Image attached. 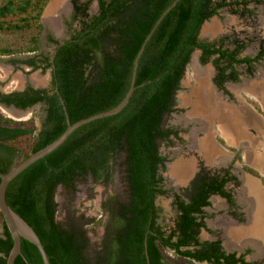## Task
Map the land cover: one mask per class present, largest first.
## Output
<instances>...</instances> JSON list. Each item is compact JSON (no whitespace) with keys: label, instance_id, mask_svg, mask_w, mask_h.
Returning a JSON list of instances; mask_svg holds the SVG:
<instances>
[{"label":"trees","instance_id":"1","mask_svg":"<svg viewBox=\"0 0 264 264\" xmlns=\"http://www.w3.org/2000/svg\"><path fill=\"white\" fill-rule=\"evenodd\" d=\"M48 1L0 0V32L37 31L27 40L28 46L0 47V55L40 50L41 15ZM91 1L71 0L72 19L78 26L62 44L49 37L56 44L54 54L22 61L34 71H49L50 87L29 85L23 91L0 93L1 103L23 110L41 104L44 111L39 126L34 115L14 120L0 114V172L7 173L64 133V106L71 123L117 106L130 87L139 48L175 0H96L94 14L89 13ZM251 1L178 0L143 48L128 104L115 115L78 127L62 145L9 183L7 203L37 233L50 264H167L165 250H172L191 264L246 263L242 255L225 254L220 240L199 238L201 229H206L203 207L210 205L208 197L219 194L235 204L224 188L231 180L228 171L223 170L225 176L220 177L219 172L212 173L201 164L194 179L182 189L184 198L174 194L177 216L168 231L158 222L161 209L156 200L171 191L163 176L169 157L160 147L181 141L180 130L169 125L167 119L179 110L176 95L192 54L199 50L201 63H212L214 83L225 93H229L225 81L237 82L240 78L238 65L247 64L251 74L252 63L264 59L263 42L257 56L241 57L245 43L238 39L231 41L233 49L225 46L227 37L218 41L200 39L203 24L219 10L241 6L245 11ZM238 7L231 13L244 16ZM117 165L123 169L124 192L107 195L101 204L103 221L79 217L76 210L69 209L64 221L57 219L56 193L60 186L74 194L77 184L89 178L95 184L111 182ZM247 171L257 175L253 169ZM0 219V264H6L13 239L1 214ZM98 223L103 225V234L97 242H91L88 226ZM21 251L29 264H44L41 252L29 240L22 238ZM28 263L21 256L14 262Z\"/></svg>","mask_w":264,"mask_h":264},{"label":"rangeland","instance_id":"2","mask_svg":"<svg viewBox=\"0 0 264 264\" xmlns=\"http://www.w3.org/2000/svg\"><path fill=\"white\" fill-rule=\"evenodd\" d=\"M88 1V0H86ZM49 2V1H48ZM238 6H229L219 10L218 15L213 16L210 20H207L205 24L213 23L215 25V33L214 34H203L202 30L200 33V39L203 41H218L221 38L227 37L228 40L225 43L226 47L233 48V44L231 41L233 39H238L240 41L246 42V50L242 53L243 56H253L256 51H258V45L261 40H264V0L256 4L254 1L251 2L249 7L254 10L255 16H242L239 12L238 14L231 13V9H235ZM240 10L242 7H238ZM72 12V4L71 0H66V8L64 10H59L56 14L57 25L55 27H51L50 23L46 20V25L42 24V30L39 35V44L40 50L31 52V53H18L13 55H0V90L3 92H11L15 90H20L24 86L32 85L35 88H49L50 87V77L49 73H43L41 70H31L30 67L24 66L21 67L19 65H15L12 61H21L25 60L29 57H37L39 58L41 54L44 55H51L54 50V44L49 40L51 32L53 29L58 31L59 36L58 39L64 40L68 37L69 33L71 32L70 29H74L78 26V22H68L70 19V14ZM97 12V1L92 0L89 7V13L94 14ZM42 16V15H41ZM58 16V17H57ZM68 19V20H67ZM204 24V25H205ZM203 25V27H204ZM202 27V28H203ZM70 31V32H69ZM36 30L31 31H24V32H17V31H3L0 32V47H8V48H19L22 46H28L27 40L32 37V35L36 34ZM200 54L199 50H196L192 56L191 61L187 66L185 75L181 82V89L177 93V107L179 108L178 111L172 113L170 117L167 119V123L172 126H176L181 130L180 136L181 141L175 140V144L172 146H166L165 144L161 145L160 150L164 155H168L170 157L169 160V167L166 171H164L163 175L165 174V178L167 181V188H170L171 191L167 195H160L157 197L156 203L158 207L161 209L160 217L158 219L159 224H161L164 229L167 231L173 227L174 220L177 216V209L174 204V192H178L182 194V182L174 183L171 174H170V167L172 165L179 164L182 161V158L186 156V158L190 157V161L194 160L196 163H193L194 169L197 167V172L200 168V165L204 163L203 156L200 157L196 152L188 151L187 146L190 149H194L197 152L199 151V147L195 144H192L190 139V134L193 131V138L199 139L203 138V130L198 128L199 124L193 120H187L186 117L188 114H191L193 109L191 110V101L183 102V96L191 95V92L196 91L197 85V78H198V71L202 69H207L209 71V79L208 84L213 88L212 95L218 101L223 102L224 98L222 99V95L224 97L225 94L221 90H217L212 85L211 79H213L214 75V67L211 62L208 63H201L200 61ZM22 63V61H21ZM20 63V64H21ZM237 70L240 73V78L238 83L228 84V89L230 92L232 87L235 89H239L241 94L243 93L246 95L251 94L250 92L247 93L245 89L246 82H254L260 75H264V61H261L258 66H256V71L249 74L246 70L244 65L237 66ZM197 73V74H196ZM37 75L40 78L45 80V83L42 85L34 84L32 81V76ZM227 90V91H228ZM245 90V91H243ZM228 91V92H229ZM227 93V95L230 94ZM236 94L239 92H235ZM248 101V100H247ZM253 102V100H250ZM228 103V102H226ZM256 105V106H254ZM254 107L256 109L260 108V105L257 102H254ZM9 111H13L18 113L20 117L9 116ZM191 110V111H190ZM7 111V112H6ZM18 111V112H17ZM24 111V112H22ZM20 110L18 108L12 107H5L0 104V114L4 115L5 117L12 118L14 120H27L28 117L35 116L37 126L40 125L42 118L44 117V111L41 104H37L31 109L28 110ZM26 114H29L26 117ZM26 117V118H25ZM29 119V118H28ZM210 136L214 143H215V125H209ZM207 127V126H206ZM192 135V134H191ZM221 137V136H220ZM219 142V141H218ZM221 144V142H219ZM225 148H229L228 145L224 142L221 144ZM239 155V154H238ZM237 157H235L236 159ZM122 160V159H120ZM119 160V161H120ZM239 160H237L238 162ZM186 162V161H182ZM206 167V166H205ZM207 168V167H206ZM194 169L193 172L194 173ZM213 173V168H208ZM122 168L117 165L115 168V174L113 180L108 183H93L92 179H87V182H79L77 184V192L72 194V192H67L62 186H60L56 193V201L58 203V210H57V219L59 221H64V218L67 214V210L70 211L76 210V215L81 217H93L96 219H105V215L102 213L101 204L107 199V195L113 193L122 194L124 192V183H123V172ZM196 172V173H197ZM172 180V181H171ZM184 198V196H182ZM250 200L252 201V206L254 205V209L256 212L262 217L264 221V197L262 195H254L250 194ZM209 214L214 212V210L208 209ZM214 214V213H213ZM211 214V215H213ZM210 216V215H209ZM84 221V219L82 220ZM101 221V222H102ZM211 225V223H209ZM0 226H1V219H0ZM238 227H234V230ZM233 229V228H232ZM103 234V225L102 223L92 224L88 226V236L91 238V242H97ZM203 238H208V233L203 231L202 233ZM165 256L168 257L167 264H191L190 262L177 257L172 250H165ZM198 264V263H197ZM199 264H206V263H199Z\"/></svg>","mask_w":264,"mask_h":264},{"label":"crops","instance_id":"3","mask_svg":"<svg viewBox=\"0 0 264 264\" xmlns=\"http://www.w3.org/2000/svg\"><path fill=\"white\" fill-rule=\"evenodd\" d=\"M245 85L246 91L251 93L249 94L248 99L257 102L264 111V75H260L258 79L252 83L246 82ZM215 97V107L213 108V111L215 112V127L220 131V136L224 138L228 146L241 150L243 161L242 163L235 162L234 166L236 168H242L243 164L244 166L251 167L261 177L258 178L245 171L242 172L241 198H243L242 203L245 205V201L250 200V194L252 196L262 195L264 197V115L256 111L257 109L243 97L238 98V103H226V101L220 102ZM220 112L224 115L221 117L222 119L219 118ZM209 125L207 124V130L209 131H207V133L211 138L210 130L208 129ZM204 135L205 133L203 134V137ZM215 135L217 134L215 133ZM210 141L215 145V161L209 160L205 156V153L199 149V155L203 156L205 166L207 168H213V170L228 167L234 154L222 146L216 138L215 143L212 139H210ZM182 161L190 162L192 165L193 163H196L194 160L190 161V157L186 158V156L182 158ZM192 169H194V167ZM196 169H194V173H191V175H194L197 172ZM235 173L238 172L235 171ZM187 178L185 180H187ZM220 200L219 197H215V201L221 203ZM251 204H249L247 211V223H237L226 213L220 215V221L221 223L224 222V226L222 227L224 229V248L228 252H234L237 250L241 253L244 252V249L248 246H251L257 249L256 253H253V258L257 259L264 253V221L261 220L260 225L259 218L262 219V217L256 212L253 207L254 205L252 206ZM234 227H238L237 229L239 230H234ZM252 231L258 233L261 232L262 243L261 241H257V239H259L257 236L258 233L254 232L253 235Z\"/></svg>","mask_w":264,"mask_h":264},{"label":"flooded vegetation","instance_id":"4","mask_svg":"<svg viewBox=\"0 0 264 264\" xmlns=\"http://www.w3.org/2000/svg\"><path fill=\"white\" fill-rule=\"evenodd\" d=\"M81 2H86V0H80ZM256 4H258L259 2H261L262 0H260V1H257V0H253ZM252 2V1H251ZM251 2H249V4H248V6H247V9L244 11V7H242V9H241V11H244L245 12V15L244 16H249V17H253V16H255V14H254V10L253 9H251L250 7H249V5L251 4ZM72 4V3H71ZM98 8V7H97ZM73 13H74V9H73V5H72V12H71V14H70V19H69V23H70V20L72 21V22H76L77 23V21H75V20H73L72 19V16H73ZM68 20V19H67ZM71 30V32H72V30L73 29H70ZM70 32V31H69ZM71 32L68 34L69 36H70V34H71ZM50 36H52V37H54L55 39H57L58 41H59V43L61 44L62 42H63V40H60V39H58L57 38V36H59V33H58V31H56L55 29H53V32H51V35ZM68 36V37H69ZM68 37H66V38H68ZM65 38V39H66ZM243 42V41H242ZM262 42L264 43V40H261L260 42H259V45H258V51H260V49H261V45H262ZM245 43V48L240 52V54H239V56H241V57H255V55L257 56V54L259 53L258 51H256L255 52V54L253 55V56H243L242 55V53L246 50V48H247V46H246V42H244ZM54 44V43H53ZM56 44H54V50H53V54H54V52H55V49H56ZM234 46V45H233ZM234 48V47H233ZM233 48H231V49H233ZM40 58V57H39ZM38 58V59H39ZM21 61H23V60H21ZM21 61H16L14 64L15 65H19V66H21V67H24V66H27L25 63H21ZM261 61H264V59H262ZM260 60L259 61H255V62H253L252 63V65L254 66V69H253V71H256V66H258L259 64H260V62H261ZM210 62V61H209ZM21 63V64H20ZM208 63V62H207ZM240 65H244L245 66V68H246V70L248 69V65L247 64H240ZM240 65H238V66H240ZM29 67V66H28ZM31 68V67H30ZM32 70V69H31ZM37 70H39V69H37ZM48 73H49V77H50V81H51V75H50V72L49 71H47ZM216 75V70H215V68H214V75H213V79H211V81H212V85L214 86V88L215 89H217V90H221L222 92H223V94H225L224 95V97H223V95H222V99L224 100V101H226V102H228V103H231V102H233V103H238V98L239 97H243V98H245L246 100H248V102H250V99H248L249 97V94L248 95H246V93L244 94L243 93V95L241 94L242 92H240V90L239 89H235L234 87H232V89L233 90H231V92L228 90V89H226L227 87H228V84L230 83V84H234V82L233 81H225V83H224V87H225V89L226 90H228L229 92H230V94L229 95H227V93H225L222 89H219L218 88V86L214 83V76ZM181 82H182V80H181ZM235 83H238V81L237 82H235ZM32 86V85H31ZM27 86H24L22 89H20V90H15V91H23L25 88H26ZM34 87V86H33ZM179 91V90H178ZM243 91H245V90H243ZM11 92H13V91H11ZM214 92V91H213ZM235 92H239V94L237 93H235ZM0 93H3V94H7V93H10V92H3V91H1L0 90ZM178 93V92H177ZM248 93V92H247ZM176 97H177V95H176ZM254 102L255 101H253V102H250L252 105H254ZM0 104L1 105H3V106H5V107H10L11 105H6V104H4V103H1L0 102ZM191 105V110L192 109H194L192 106V104H190ZM254 106H256V105H254ZM19 109V108H18ZM7 110H9V109H7ZM190 110V111H191ZM256 111H258L260 114H263L264 115V111H263V108L260 106V108L259 109H257ZM18 112V111H17ZM185 119H186V117H184ZM209 123H212L213 125H215V120H211V122H208V125H209ZM203 125V124H202ZM202 125H200L199 124V126H198V128L200 129V131H201V127H202ZM211 125V124H210ZM209 127L210 126H208V129H209ZM174 128L175 129H179L178 127H176V126H174ZM205 128V127H204ZM206 129H207V127H206ZM180 130V129H179ZM180 133H181V130H180ZM215 133L217 134L216 135V139H217V141H219L218 139H221V140H223V142H225V140H224V138H222V137H220V131L215 127ZM191 134H193V131L191 132ZM191 134H190V138H191ZM203 134H204V132H203ZM226 143V142H225ZM227 144V143H226ZM228 147H230V148H232L233 150H231V149H229V148H227L228 150H230L233 154H234V156H233V158H232V160H231V162H230V164H228V167H224V168H221V169H219V170H214L213 171V173L214 172H219L220 173V177H223V175H224V172L222 173V171L224 170V171H228V175H227V177L228 178H230L231 180H228V182H226L225 183V186H224V188H225V190L227 191V192H229L230 194H231V196H232V198H233V201H234V205H231V203L229 202V201H227V199L224 197L223 198V196H221V195H219V194H212L210 197H208L209 198V202H210V205L209 206H205V207H203V216H204V221H205V226H206V229L205 228H202L201 229V232H200V234H199V238H200V240L201 241H209V242H216V241H218V240H220V245H221V248H222V250L224 251V253L225 254H232V253H234V254H236V257H240L241 255L243 256V258H244V261L246 262L245 264H264V253L261 255V256H259L257 259H254L253 257H254V255H253V253H256V251H257V249H255V248H253V247H251V246H248L246 249H244V252H241V253H239L237 250L236 251H234V252H228L225 248H224V238H223V231H224V229L222 228L223 226H224V222H222L221 223V221H220V215L221 214H223V213H226L232 220H234L235 222H237V223H240V224H245V223H247V221H248V214H247V211H248V208H249V204H251L252 203V201L251 200H247V201H245V205L242 203V200H243V198H241V185H242V177H241V174H242V172L243 171H245L246 173H248V174H251L249 171H247V168H250V169H252L251 167H248V166H244L243 164H242V168L240 167V168H236L235 166H234V164H235V162H237V160H239L238 161V163H242V161H243V159H242V154H241V150H238L237 148H233V147H231V146H228ZM186 149H188V151H191V152H196L198 155L200 154L199 153V151L197 152L196 150H194V149H190L188 146H187V148ZM239 154V155H238ZM238 156H240V158L241 159H238ZM201 157V156H200ZM235 157H237L236 159H235ZM169 160H171L170 159V157L168 158ZM169 160H168V162H169ZM172 161V160H171ZM168 162L166 163V164H168ZM166 167H167V165H166ZM167 169V168H166ZM164 171H166V170H164ZM235 171H237L238 173H235ZM255 171V170H254ZM256 172V171H255ZM164 173V172H163ZM170 174H171V172H170ZM195 175H196V173L194 174V175H191L190 174V176L187 178V180H185V181H183L184 183H181L180 185H182V188H184V187H187L188 185H189V183H190V181L192 180V179H194V177H195ZM251 175H253V176H256V177H258V178H261L260 177V175L259 174H257V175H254V174H251ZM163 176H165V174L163 175ZM225 176V175H224ZM233 178V179H232ZM263 181V180H262ZM263 183H264V181H263ZM165 184H166V186H167V181H166V178H165ZM170 189V188H169ZM174 193H176V194H178V195H180L181 197H182V194L181 193H178V192H174ZM215 197H219L221 200V203H219V202H217V201H215ZM223 202H224V207H223ZM248 202H249V204H248ZM220 207H222V208H220ZM208 209H211V210H214V212H212L211 214H213V215H211V214H209V212L207 211ZM218 209V210H217ZM210 215V216H209ZM261 218H259V222H260V225H261ZM209 223H211V225L209 224ZM208 230H211L212 232H210V231H208ZM203 231H205V232H207L208 233V238H203L202 237V233H203ZM249 232H251V231H249ZM253 232V231H252ZM254 232H256V231H254ZM254 232L252 233L253 235H254ZM256 233H258V232H256ZM256 236V235H255ZM254 236V237H255ZM257 236H258V238L259 239H257V241H261V243H262V240H261V232H259L258 234H257ZM0 237H3V226H2V224H1V226H0ZM253 237V238H254ZM263 238H264V236H263ZM264 243V242H263ZM259 249V248H258ZM198 263V262H197ZM199 263H206V264H213V263H209L208 261H202V262H199ZM198 263V264H199ZM222 264V263H221Z\"/></svg>","mask_w":264,"mask_h":264},{"label":"water","instance_id":"5","mask_svg":"<svg viewBox=\"0 0 264 264\" xmlns=\"http://www.w3.org/2000/svg\"><path fill=\"white\" fill-rule=\"evenodd\" d=\"M178 0H175L170 7L167 8V10L164 11L162 14L161 18L155 25V27L151 30V32L147 35L145 38L144 44L139 48L140 50L137 52V56L134 60V66H133V72H132V77L131 78V84L130 87L125 95V97L122 99V101L115 106L112 109H109L107 111L99 112L97 114H94L92 116H89L87 118L81 119L79 121H76L74 123L70 122L69 115L67 113L66 107L64 106L65 114H66V119H67V128L64 131V133L59 136L56 140L45 146L44 148L38 150L37 152L31 154L29 157L24 159L22 162L14 165L7 173L0 172V214L3 218L4 224L6 225L8 231L11 234V237L13 239V246L6 258V264H14L16 258L18 256H21L27 263L28 261L26 260L25 256L22 254V238L29 240L33 244L37 246L39 251L41 252L43 262L44 264H50L47 252L41 242V239L37 235V233L34 231V229L17 213L15 212L10 205L7 203L6 200V191L8 188L9 183L19 174L21 173L24 169H26L28 166H30L32 163L37 161L40 158L45 157L47 154L51 153L54 151L56 148H58L60 145H62L65 140L68 138V136L76 130L78 127L93 121L95 119L115 115L119 113L129 102L134 90H135V82H136V75H137V70H138V65H139V59L144 51L143 48H145L146 43L150 39L152 33L154 32L156 26L159 24L161 19L164 17V15L176 4ZM51 2L47 3L45 6L42 16H41V23L46 25V22L43 21L44 13L47 9L48 4ZM207 22V21H206ZM205 24V23H204ZM203 24V25H204ZM203 27V26H202ZM202 30V28H201ZM200 30V33H201ZM62 44V43H61ZM63 103V101H62ZM10 107L15 108L14 105H11ZM22 111V109H20ZM28 110V109H24ZM24 112V111H22ZM30 118V117H28ZM27 118V119H28ZM168 167L170 166L169 163L166 164ZM172 165V163H171ZM254 207V206H253ZM145 247H147V237H145ZM147 254V252H146ZM29 264V263H28ZM149 264V262L147 263Z\"/></svg>","mask_w":264,"mask_h":264},{"label":"bare ground","instance_id":"6","mask_svg":"<svg viewBox=\"0 0 264 264\" xmlns=\"http://www.w3.org/2000/svg\"><path fill=\"white\" fill-rule=\"evenodd\" d=\"M64 8H66V0H51V2L48 4L47 9L44 13L43 21L46 22L47 20L50 23L51 27L56 28V25H57L56 14L59 10H62V9L64 10ZM202 33L203 34L209 33L211 35L214 34L215 25L213 23L205 24L204 27L202 28ZM197 73H198L197 75L198 78L196 80H197L198 87L196 91L194 92L192 91L191 95L189 96L188 95L183 96L182 101L183 102L191 101L190 103L193 105L192 107L194 108L191 114H188L186 116V119L196 121L200 125L203 124L201 128L203 132L205 133L204 137L201 139H195L193 138L194 135L192 134L190 138L192 144L197 145L199 149L203 153H205V156L209 160L215 161V145L211 143L209 139L210 137L207 133L208 130L204 128L207 126L208 122H211V119L215 120V112L213 111V108L215 107V99H214L215 96L214 94L212 95L213 89H211L212 87L208 84L209 82L208 79L210 76L209 71L207 69H202L201 71H198ZM32 81L34 84H37V85H42L45 83V80L43 78L38 77L37 75L32 76ZM8 112L10 114L9 116L12 115L15 117H20V115H18L16 111L13 112V111L8 110ZM28 115L29 114H26V117ZM219 116H220L219 118H221L224 115H222L220 112ZM17 120H20V119H17ZM192 168H193L192 164L187 161L181 162L179 164L171 165L170 172H171V178L173 182L179 183L181 181H184L192 173V170H193Z\"/></svg>","mask_w":264,"mask_h":264},{"label":"clouds","instance_id":"7","mask_svg":"<svg viewBox=\"0 0 264 264\" xmlns=\"http://www.w3.org/2000/svg\"><path fill=\"white\" fill-rule=\"evenodd\" d=\"M29 109V108H28ZM31 109V108H30ZM23 110V109H22ZM26 120V119H25Z\"/></svg>","mask_w":264,"mask_h":264}]
</instances>
